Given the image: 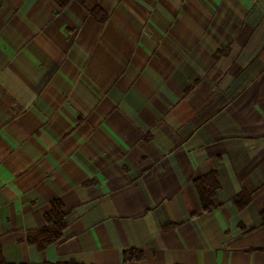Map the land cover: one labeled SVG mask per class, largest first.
Returning a JSON list of instances; mask_svg holds the SVG:
<instances>
[{
    "label": "crops",
    "instance_id": "1",
    "mask_svg": "<svg viewBox=\"0 0 264 264\" xmlns=\"http://www.w3.org/2000/svg\"><path fill=\"white\" fill-rule=\"evenodd\" d=\"M263 208L264 0H0L7 264H264Z\"/></svg>",
    "mask_w": 264,
    "mask_h": 264
},
{
    "label": "trees",
    "instance_id": "2",
    "mask_svg": "<svg viewBox=\"0 0 264 264\" xmlns=\"http://www.w3.org/2000/svg\"><path fill=\"white\" fill-rule=\"evenodd\" d=\"M70 0H54L59 8H64ZM80 3H84V0H77ZM91 11V10H90ZM195 185L199 191V197L203 206L208 210L210 207L209 200L215 193L217 184L215 183V176L213 173H209L204 177L198 179ZM211 209V208H210ZM209 209V210H210ZM65 214L60 201L54 200L50 204L48 211L44 213V219L46 225L42 228L34 230L29 234V240H38L41 246H47L61 238L66 223L64 220ZM261 220L264 224V208L261 212ZM33 238V239H31ZM143 258L142 252L134 249H128L123 252L122 263L128 264L132 261H139ZM0 264H7L3 258L1 246H0ZM37 264H78V263H37Z\"/></svg>",
    "mask_w": 264,
    "mask_h": 264
}]
</instances>
